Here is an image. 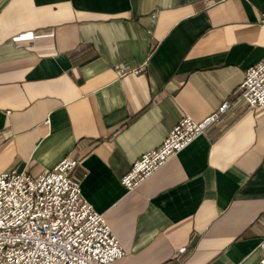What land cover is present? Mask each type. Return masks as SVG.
<instances>
[{"label": "crops", "instance_id": "1", "mask_svg": "<svg viewBox=\"0 0 264 264\" xmlns=\"http://www.w3.org/2000/svg\"><path fill=\"white\" fill-rule=\"evenodd\" d=\"M264 0H0V172L64 158L121 243L115 264H264V106L237 101L134 190L184 116L264 57ZM122 71V72H121Z\"/></svg>", "mask_w": 264, "mask_h": 264}, {"label": "built area", "instance_id": "2", "mask_svg": "<svg viewBox=\"0 0 264 264\" xmlns=\"http://www.w3.org/2000/svg\"><path fill=\"white\" fill-rule=\"evenodd\" d=\"M243 78L233 100L202 120L182 117L159 147L142 153L121 177L123 187L141 186L237 101L264 106V57ZM78 164L67 157L36 178L15 169L0 172V264H115L123 258L121 243L73 177Z\"/></svg>", "mask_w": 264, "mask_h": 264}]
</instances>
